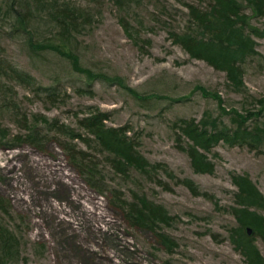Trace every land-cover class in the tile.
<instances>
[{
    "label": "rangeland",
    "instance_id": "rangeland-1",
    "mask_svg": "<svg viewBox=\"0 0 264 264\" xmlns=\"http://www.w3.org/2000/svg\"><path fill=\"white\" fill-rule=\"evenodd\" d=\"M60 1L76 9L67 30L48 2L0 0V199L22 243L8 264H250L234 236V211L247 207L263 218L253 239L264 258V207L238 203L235 181L248 176L264 195V14L251 19L257 57L236 87L178 42L196 25L189 6L207 0ZM92 113L125 131L147 170L116 169L117 153L81 123ZM250 116L259 135L198 147L210 169L193 166L190 125L234 129ZM36 119L41 150L9 147ZM66 127L89 136L72 142L103 193L58 145ZM142 202L159 218L150 227L126 218Z\"/></svg>",
    "mask_w": 264,
    "mask_h": 264
},
{
    "label": "trees",
    "instance_id": "trees-1",
    "mask_svg": "<svg viewBox=\"0 0 264 264\" xmlns=\"http://www.w3.org/2000/svg\"><path fill=\"white\" fill-rule=\"evenodd\" d=\"M36 1H42V3L44 2L43 4L48 2L49 4L46 3L48 6L55 8L54 12L58 11L60 6H62L60 0ZM62 4L66 9L61 7L59 12L54 13V15L56 19L58 18V22H60L64 30H67L70 25L75 24L72 14L76 12V9L71 12L66 2L63 1ZM206 6V10L196 9L193 5L189 6L196 25L192 33L178 35V42L184 46L192 57L206 60L215 68L225 71L233 86L244 87L245 63L248 64L250 57H257L256 42L252 37L256 31L251 26V19L257 15L264 14V0H207ZM247 8L252 11L251 14H247L245 11ZM49 92L53 93L52 88H49ZM105 119H108V117L104 114L92 113L91 116L83 119L81 123L90 135L96 136V139L103 144V151L112 152L113 154L117 153L118 158L117 156L114 158L116 169L128 171L129 167H133L139 171L147 170L148 162L142 156L137 155L130 144L127 145L124 142L125 131L120 128H109L107 130L104 124ZM249 119H251V116L234 117L236 126L234 129L224 126H221V128L217 125L211 129V132H209L208 127L197 129L190 125L187 133L190 139L195 142L194 150L190 152L193 166L199 170L210 169L207 163H203L202 158L199 157L202 154L198 153V147L205 149L210 143H217L221 139L226 141L236 140L238 143L242 141L248 142L249 138L259 135L258 130L262 128L258 125L251 127L246 124ZM45 120L49 122L47 119ZM37 123L36 119L32 127H29L28 132L13 135L11 138L13 143L9 144V147L22 146L27 143L41 150L43 138L38 136L42 132H40ZM53 126L62 127L57 121L53 123ZM66 129H68V134L65 136L66 140L58 141V145L66 151L70 163L84 177L85 181L91 187L103 193L104 190L99 188V185L94 182V177L89 178L87 176L93 174L92 168L88 165L82 166L83 156L81 154L85 152L81 148L77 149V145L72 142L78 139L90 145L89 136L86 137L80 133L72 134V130L69 127H66ZM156 168L158 167L153 166V169ZM148 169L150 170L151 167ZM235 181L239 186L238 203L247 206L264 207V195L250 177H239ZM141 204L140 206L135 203L130 204L129 208L126 207L129 214L126 218L131 224L150 227L159 218L151 212L152 208L149 207L147 202H142ZM6 207V204L0 199V264H8L19 260L22 244L20 235L17 234L16 230L3 221L2 212L3 214H10L9 209ZM147 213H149L150 217H148ZM234 213L239 220V227L235 230L234 236L237 237L240 233L244 238L243 242L236 239L239 250L248 258L250 264H264V258L261 257L253 239L256 234L255 227L258 229L257 226H260L263 218L250 212L249 207L237 209ZM247 226L254 228L255 232L252 236L248 235Z\"/></svg>",
    "mask_w": 264,
    "mask_h": 264
},
{
    "label": "water",
    "instance_id": "water-1",
    "mask_svg": "<svg viewBox=\"0 0 264 264\" xmlns=\"http://www.w3.org/2000/svg\"><path fill=\"white\" fill-rule=\"evenodd\" d=\"M248 235L252 236L254 234V228L251 226H247L246 228Z\"/></svg>",
    "mask_w": 264,
    "mask_h": 264
}]
</instances>
